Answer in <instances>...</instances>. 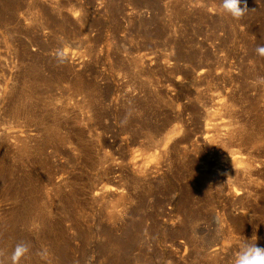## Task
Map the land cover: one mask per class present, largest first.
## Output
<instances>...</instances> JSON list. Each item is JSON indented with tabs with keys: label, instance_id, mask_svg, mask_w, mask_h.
<instances>
[{
	"label": "rangeland",
	"instance_id": "374dc122",
	"mask_svg": "<svg viewBox=\"0 0 264 264\" xmlns=\"http://www.w3.org/2000/svg\"><path fill=\"white\" fill-rule=\"evenodd\" d=\"M221 3L0 0L5 264L18 243L20 264L264 248V0Z\"/></svg>",
	"mask_w": 264,
	"mask_h": 264
},
{
	"label": "clouds",
	"instance_id": "9594fccd",
	"mask_svg": "<svg viewBox=\"0 0 264 264\" xmlns=\"http://www.w3.org/2000/svg\"><path fill=\"white\" fill-rule=\"evenodd\" d=\"M220 11L222 14L226 13L235 20H240L250 10L247 5V0H222ZM255 53L260 57H264V44L257 45ZM57 58L63 61L66 58L65 53L59 52ZM253 85L264 86V76L257 77L256 80L253 81ZM29 252V244L18 243L11 253L10 264H20L21 260L25 258ZM3 256L4 252L0 251V257ZM0 264H5L3 259H0ZM233 264H264V248L258 247L256 243H249L246 239L239 245V250L234 255Z\"/></svg>",
	"mask_w": 264,
	"mask_h": 264
}]
</instances>
